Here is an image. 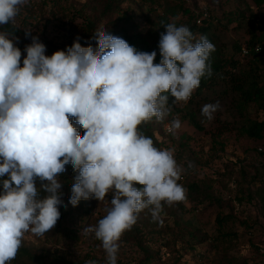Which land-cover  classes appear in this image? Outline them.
I'll return each mask as SVG.
<instances>
[{"label":"clouds","instance_id":"9594fccd","mask_svg":"<svg viewBox=\"0 0 264 264\" xmlns=\"http://www.w3.org/2000/svg\"><path fill=\"white\" fill-rule=\"evenodd\" d=\"M27 3L0 0V26L14 22ZM165 28L159 63L156 51H138L101 23L95 49L77 37L66 51L47 56L32 37L21 66L14 33L0 32V178L7 177L0 180V264H11L26 233L43 236L55 227L66 165L77 173L69 204L107 198L106 214L84 229L100 242L105 264H117L121 238L139 213L147 209L158 220L165 206L186 200L173 150L156 147L141 126L163 123L170 98L190 100L212 75L215 45L185 25ZM219 108V101L206 104L201 115L212 120ZM180 128L178 117L165 125L173 136Z\"/></svg>","mask_w":264,"mask_h":264},{"label":"rangeland","instance_id":"374dc122","mask_svg":"<svg viewBox=\"0 0 264 264\" xmlns=\"http://www.w3.org/2000/svg\"><path fill=\"white\" fill-rule=\"evenodd\" d=\"M168 1L178 2V0ZM184 2L191 8L195 5L198 8L206 6L210 9L212 24H216L214 32L218 37L217 46L222 56L227 59H239V70L247 69L250 58L239 55L235 51V46L247 44L253 27L242 20L227 23L225 16L229 12L236 13L238 8H242L246 14L254 16L253 23L258 24L264 19V4L256 6L254 0H184ZM99 4V0H28L26 5L20 7L16 16L24 31L14 41L21 50V62L26 57L24 49L31 44L32 37H38L39 41L45 44L47 56L58 50H66L77 37L80 43L86 42L88 19L95 21V29L101 23L107 30L111 24H117L129 33L142 34L146 41L155 46L156 39L152 34L153 23L161 8L150 11V4L146 0H124L117 10L104 14ZM217 19L223 23L218 24ZM170 20L179 21L183 25L185 18L178 13L174 18L170 17ZM231 98L229 96L218 100L214 95L207 103L200 101L196 120L202 130L195 129L187 121H181V128L177 134L170 137L172 140L165 139L163 142V148L173 150L175 159L183 169L184 187L187 189L186 184L197 183L201 189L206 190L210 198H206L201 204H196L187 197L184 202L186 211L181 214L184 221H190L198 228L197 236H203L200 243H196L197 239L186 234V231L179 230L178 235V227H175L174 219L167 214L162 216V218L168 217L164 224L170 226L176 236H172L170 231H162L158 234L157 232L164 228L163 225L154 227L148 224L144 229L142 228V234H147L151 230L157 231L152 233L151 238L154 242L152 247L158 250L160 258L147 264H172L177 257L179 261H176V264H211L214 258L219 259L222 256V252H226V256L231 257L233 263L244 264L242 262L244 261L245 264H264V201L258 195L251 201H244L241 204L235 199L241 185L246 186L249 176L258 174L264 179V156L259 154L260 151H264V139L255 140L240 135L239 128L243 118L236 111L235 101ZM217 101L220 104L219 110L214 113L212 120H207L201 115L202 107ZM249 111L251 118L264 119V110L250 106ZM70 121L73 122L74 118H70ZM170 121L163 122V130L164 125ZM81 131L83 132V129ZM184 167L187 169L186 177ZM59 181L61 182L60 178ZM61 194L62 206L67 205L64 208L72 213L71 219H66L67 225L78 230L79 242L75 244L65 239L62 234L52 239L45 234L35 236L29 232L25 234L22 244L39 247L48 252L57 250L56 252L62 254L67 261H77L85 253L90 252L97 264H105V253L100 242L94 240V234H86L84 229L95 225L106 214L107 198L103 202L95 198L88 200L91 212L83 214L79 204L73 207L68 203L71 191H61ZM214 198L216 200L219 198V201H215ZM108 199H111V195ZM146 211L147 209L139 214L144 215ZM217 215L228 217L218 223ZM222 233L230 236L221 238L219 234ZM167 238L169 244L165 245ZM172 238H175V242ZM134 243V239L131 242H120L117 264H141L142 260L144 264L145 256ZM189 244H193L194 249H189ZM37 252L41 251L38 249ZM48 260H51V256Z\"/></svg>","mask_w":264,"mask_h":264},{"label":"trees","instance_id":"16d2710c","mask_svg":"<svg viewBox=\"0 0 264 264\" xmlns=\"http://www.w3.org/2000/svg\"><path fill=\"white\" fill-rule=\"evenodd\" d=\"M124 0H99V5L102 8L103 13L113 12L119 8L120 3ZM150 4V11H155L156 9L161 8V12L157 14L156 20L153 23L152 34L156 39L155 46L150 44L142 34L138 32H127L123 29L122 26L117 24H111V27L107 30L114 35L123 37L130 45L134 46L138 51L143 52H152L156 51L157 56L154 63L160 62L159 54V40L162 33L166 32L165 24L170 22H175L177 26L181 25L179 21H172L170 17L176 16L178 13H181L182 17L185 18L184 24L187 26L195 35L197 39L200 36H206L210 42L215 45V51L211 54L210 62L212 66V75L211 77L205 76L201 79L199 88L195 90L190 100L187 103H173L171 98L169 100V108L171 109L170 114L165 118L164 122L167 120H172L173 116L176 115L180 121H187L191 126L197 130H202L201 125L196 120V112L198 109V104L200 101L205 103L212 100V97H215L220 100L224 97H232V101H235L236 111L239 113L241 118H243V123L240 126V135H245L249 138L255 140L264 139V119L258 120L251 118L249 116V107L253 106L257 110H264V56L259 53L253 52L248 55L250 58L249 66L247 69L239 70V59L225 58L222 56L218 46L217 40L218 37L214 32L216 24L213 23V19L209 13L210 9L206 6H201L198 8L193 5L194 8L185 5L184 0H178V2H170L168 0H146ZM256 6L264 4V0H254ZM206 11L208 16L202 18L200 23L196 21L202 16V13ZM126 15V13H124ZM226 17L227 23L232 21H247L246 23L253 27L252 33L247 44L245 46L252 48L255 44H260L264 47V19L259 21L258 24H254L250 14H246L244 9L238 8L236 13H228ZM218 24H221V20H216ZM95 21L86 20V42H81L83 46L91 45L94 49L96 47V41L92 38L93 32L96 30L94 27ZM225 25V24H224ZM258 31V34L255 32ZM0 32H11L14 33L16 38H19L23 33V29L20 27L18 21L0 26ZM241 46H235V51L240 55ZM66 51V50H65ZM247 57V56H246ZM21 66L22 62H21ZM210 94V95H208ZM221 96V97H220ZM220 97V98H218ZM71 118V117H70ZM73 119V118H72ZM72 122V121H70ZM73 126L78 129V131L83 135L81 131L82 127L75 123V120L72 122ZM163 123H158L154 119L151 122L145 123L141 126V131L151 137L154 141L156 147L164 149L163 142L166 140H172V136L169 133H165L162 129ZM164 139V140H162ZM168 145V144H167ZM259 154L264 156V151H260ZM66 171L59 176L61 180V191L67 192L71 191L72 183L74 178L77 175L74 172L71 164L66 165ZM244 171H242V175ZM184 175L187 176V169L184 167ZM241 175V176H242ZM7 178V177H4ZM0 178V180L4 179ZM243 178L246 180L245 176ZM39 184V181L37 182ZM242 183V182H241ZM187 187V197L189 201L196 204H201L205 201L206 198H210L209 194H206V190L201 189V186L197 183L186 184ZM255 187V188H253ZM252 188V189H251ZM244 190V191H242ZM0 191H2V186H0ZM264 201V179L259 177L258 174L249 176V180H246V186L241 185L240 190L236 193L235 199L239 204L244 201H251L254 196H257ZM209 196V197H208ZM215 201H219V198ZM89 201L92 198L88 199ZM88 200H81L79 202V207L83 214H89L91 212V206L89 205ZM185 201L174 204L171 207L165 206L163 212L160 215L158 220H154L149 210L144 213V215H138L137 223L134 227L124 233L121 238L123 242H131L133 239L135 245L138 247L139 251L143 253L144 264L149 263L150 261L160 258L158 255V250H154L152 247V233L157 232L156 230H151L147 234H142V230L148 225L152 226H161L164 228L159 230L157 233L161 234L162 231H170L172 236H176L175 232L170 226L165 225L167 218H162L163 214L169 215L170 218H173V223L175 227H178L179 230L186 231V234L194 236L197 240L196 243H200L203 240V236H197L199 232L196 226L192 225L190 221H184L181 217V214L186 211ZM61 216L57 221L55 227L45 235L55 239L58 234H62L65 239L73 241L77 244L80 240L79 232L76 228H71L67 225V220L71 219L72 213L68 212L62 205L59 207ZM228 216H219L217 215L216 221L221 223ZM67 219V220H66ZM143 228V229H142ZM199 234V233H198ZM221 238L229 237V234H219ZM131 238V239H130ZM130 239V240H129ZM175 242V238H172ZM96 240V239H94ZM96 243V241L94 242ZM169 244L168 238L165 240V245ZM189 249H194L193 244H189ZM217 248V247H216ZM38 249L41 252H37ZM178 250V248H177ZM57 251V250H56ZM56 251L41 250L39 247L28 246L22 244L19 249L16 258L11 261V264H55L60 262L61 264H86L88 260H94L90 252L84 254V256L77 261H67L62 254L57 253ZM222 256L213 259L211 264H237L233 263L231 257H227L226 252H222ZM51 256V260H48V257ZM176 261H179V257L175 258L172 264H176ZM216 261V262H214ZM244 264L245 262L242 261ZM143 264V260L140 261Z\"/></svg>","mask_w":264,"mask_h":264},{"label":"built area","instance_id":"2783aa9c","mask_svg":"<svg viewBox=\"0 0 264 264\" xmlns=\"http://www.w3.org/2000/svg\"><path fill=\"white\" fill-rule=\"evenodd\" d=\"M208 16V14H207V12L206 11H204L203 13H202V16L196 21L197 23H200L201 22V20H202V18H205V17H207ZM251 50L253 51V52H256V53H259V54H261L262 56H264V47L262 46V45H260V44H255L254 46H252V48H249V47H247V46H241V48H240V55L242 56V57H246V56H248L250 53H251ZM173 118H176L175 116L173 117ZM166 124H168V123H166ZM165 124V125H166ZM165 125H164V131H165V133H168V132H166V130H165ZM184 181V176H183V173H182V176H181V180L179 181L180 183H182Z\"/></svg>","mask_w":264,"mask_h":264}]
</instances>
